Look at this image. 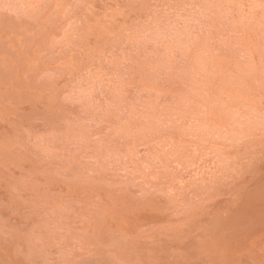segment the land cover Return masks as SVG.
<instances>
[{
	"label": "bare ground",
	"instance_id": "1",
	"mask_svg": "<svg viewBox=\"0 0 264 264\" xmlns=\"http://www.w3.org/2000/svg\"><path fill=\"white\" fill-rule=\"evenodd\" d=\"M69 2L76 25L47 38L60 39L52 50L62 40L77 45L69 51L70 62L79 58L76 87L69 80L51 91V78L38 75L41 85L10 88L25 110L0 102V155L13 154L10 164L0 160V204L8 199L19 216L0 215V264H264V0H157L158 13L141 25L149 0ZM39 3L0 0V16L25 21ZM211 37L218 44L194 50ZM121 46L108 74L81 76L94 48L103 58ZM32 103L37 120L63 104L75 120L58 137L42 132L50 126L20 117ZM13 123L28 131L11 148ZM71 164L76 181L61 173Z\"/></svg>",
	"mask_w": 264,
	"mask_h": 264
},
{
	"label": "rangeland",
	"instance_id": "2",
	"mask_svg": "<svg viewBox=\"0 0 264 264\" xmlns=\"http://www.w3.org/2000/svg\"><path fill=\"white\" fill-rule=\"evenodd\" d=\"M63 2H61V3H59V4H53V5H51L50 4V7L49 8H44L43 7V5L45 4H43V2L40 0V3H39V5H36V9L33 7V9L31 8V10L33 11V13H32V15H30L29 16V18H26L25 19V21H19V22H16V21H13V20H10L9 18H7V17H5V16H0V20H2L1 19V17L2 18H4V20H2V21H0V32H2L1 34L2 35H0L1 37H0V50L2 51V53H1V51H0V102H1V100H8V102H9V104H11V106H13L14 108V110H16V107L15 106H17L19 109L21 108L22 110H25L26 109V107L27 106H29V103H28V105H27V103H22L21 104V102H19V100L17 101V96H16V93L17 92H15V90L14 91H12L10 88H11V86H12V89H13V83H15V82H18V83H20V84H22V87H23V89L26 87V86H28V84H30L31 83V85H33L34 83L36 84H34L35 85V87L36 86H38V85H41L42 83L39 81L40 79L38 78V75H39V77L40 78H42V77H49V78H51V82L49 83V85H50V87H51V91H55V89H54V86H53V84L55 83L56 84V88L58 87V86H62L64 83H65V81H69V80H71V82H70V84L71 83H73V86H75L76 85V81L78 82L80 79H79V75H77V74H74L73 72H75L77 69L76 68H78L79 69V63H78V61H79V58L78 59H75V61H73V63L72 62H70L69 60H70V57H69V55L71 54V53H73L75 50H77L78 51V48H77V43H76V39H73L74 40V44L76 45V47L75 46H72V44L71 45H69V43L68 42H64L63 40H62V45H56V50H52L51 48H52V46L53 45H55V44H57V43H61L60 42V39L58 38V39H56V37H54L52 40L51 39H49V38H47V37H49V36H51V35H53L54 33H57L59 30L61 31L62 30V26L65 24V25H67L66 24V22H68V24H69V27H71V26H74V25H76V23H77V21H75L73 18H76V17H78L79 18V15L77 14V15H74L72 12H71V9H70V7H72V4L73 3H70L69 2V0H62ZM66 1V2H65ZM157 0H149V2H148V4L147 5H145L147 8L146 9H143V12H145L146 13V19H144V20H142L141 22H140V25L141 24H145V22L146 21H149V19L153 16L154 17V14H156V13H158V8H157V2H156ZM224 2H226L227 3V0H223ZM67 2H69V3H67ZM154 4H155V7H154ZM55 5V6H54ZM43 7V11L40 9V8H42ZM154 7V8H153ZM53 8V9H52ZM54 8H56V10H59V11H55L54 10ZM40 9V10H39ZM158 10V11H157ZM35 11V12H34ZM37 12V13H36ZM6 13V12H5ZM39 13V14H38ZM78 13V12H77ZM46 14V15H45ZM5 15V14H4ZM76 16V17H75ZM39 17V18H38ZM42 17V18H41ZM46 17V18H45ZM81 17V16H80ZM29 20V21H28ZM59 20V21H58ZM4 21V22H3ZM6 21V22H5ZM8 21V22H7ZM36 21H37V23H36ZM2 22H3V24H2ZM25 22V23H24ZM43 24H42V23ZM60 22V23H59ZM4 23L7 25V28H9V29H7L6 30V28H4V27H6V25H4ZM9 24V26L10 27H12V28H10L9 26H8V24ZM15 23V24H14ZM36 23V24H35ZM39 23L41 24V25H39ZM17 24H19V25H17ZM54 24V25H53ZM4 25V26H3ZM26 25V26H25ZM3 26V27H2ZM15 26V27H14ZM18 27V28H17ZM24 28L25 30V33L24 34H17V31L19 30V32H21L22 30H21V28ZM40 27V28H39ZM46 27H47V29H46ZM48 27H50V29H48ZM2 28V29H1ZM18 29V30H17ZM4 30H6V31H4ZM30 30V31H29ZM34 32H33V31ZM37 30V31H36ZM68 31L67 32H71V30L72 31H75V29L74 28H71V29H67ZM9 31V32H8ZM33 33H32V32ZM39 31H44V33L43 34H40V33H38ZM4 32V33H3ZM7 32V33H6ZM31 32V33H30ZM49 32H51V34L49 33ZM54 32V33H53ZM8 33H9V35L11 36H9L8 35ZM12 33V34H11ZM37 34V36H36V34ZM49 33V34H48ZM27 34H29V35H27ZM30 34L32 35V36H30ZM35 34V35H34ZM6 35V36H5ZM26 35V36H25ZM41 37H40V36ZM49 35V36H48ZM242 35V34H241ZM10 37V40L8 41V39H9V37ZM27 36H29V37H27ZM5 37H7V41H6V39H4ZM35 37V38H34ZM206 37H208V36H206ZM18 39V40H15V39ZM29 38L31 39V40H29ZM45 38H47V41H48V39H49V44H45L44 43V41H46V39ZM242 38H243V36H242ZM24 39V40H23ZM218 39H219V37H214V38H212L211 37V39L208 41L207 40V43H206V45H205V43H204V45H197V46H195L194 47V50H196V51H198L199 53H202L204 50H207L206 48H208V45H210L209 44V42L211 43H213V44H218ZM13 40H14V42H13ZM23 40V41H22ZM29 40V41H28ZM38 40V41H37ZM57 40V41H56ZM31 41V42H30ZM55 41V42H54ZM10 42V44H8ZM16 42H18L17 44H16ZM29 42V43H28ZM63 42L64 43H66V44H64L65 45V47H64V45H63ZM243 42L246 44L247 43V41L246 40H243ZM11 43H13V44H11ZM16 45H15V44ZM39 43V44H38ZM9 45L10 47V49H8V47H6L5 45ZM22 44H23V46H22ZM25 44V45H24ZM12 45V46H11ZM18 45V46H17ZM29 48H28V47ZM60 46V47H59ZM34 47V48H33ZM41 50V49H43V50H39L38 48ZM41 47H43V48H41ZM45 47V48H44ZM49 47V48H48ZM62 47H64V48H62ZM68 47V48H67ZM74 47V49H72ZM246 47V46H245ZM13 48V49H12ZM22 48H24L23 49V51H21L22 50ZM26 48H28L27 50H26ZM59 48V52L57 51V49ZM76 48V49H75ZM15 49V50H14ZM21 49V50H20ZM34 49V50H33ZM36 49H38L39 51H40V53H39V51H37ZM65 51H64V50ZM4 50V51H3ZM7 50H9V52L7 51ZM30 50V51H29ZM32 50V51H31ZM63 50V51H62ZM13 53H15V54H13V56H12V59L11 58H7L8 56L9 57H11V53L12 52ZM26 51H29V54L28 53H26ZM34 51V52H33ZM36 51V52H35ZM48 51H50V52H48ZM61 51V52H60ZM71 53H70V52ZM122 51H125V48H123L122 46L121 47H119V48H117V49H114L113 50V52H112V55L111 56H105V57H103L102 58V56L101 57H98L99 56V50L98 49H96V48H94L93 49V54H92V58H91V60H90V63H88L87 61H84L83 63H88V71L86 70V68L85 67H83V71L82 72H79L80 74H81V76L84 74V73H90V72H96V71H100V72H103L102 74H104V75H106V74H108L110 71H111V65L112 64H114V63H112V60H111V57L113 56V55H119ZM48 54V56H47V54ZM58 52V53H57ZM89 52V51H88ZM5 53V54H4ZM17 53V54H16ZM24 53V55H22ZM32 53V54H31ZM54 53V56H51L52 54ZM2 54V55H1ZM4 54V55H3ZM31 54V55H30ZM35 54L37 55V56H35ZM40 54V55H39ZM55 54H56V56H55ZM16 55H18L17 56V58H15V56ZM60 55V56H59ZM68 55V56H67ZM24 56H26V57H24ZM22 57V58H21ZM50 57H52V58H50ZM5 58V59H4ZM6 58L8 59L7 61H6ZM25 58V59H24ZM68 58V59H67ZM2 59V60H1ZM14 59H16V60H14ZM17 59L20 61V63H21V67H23V68H21V67H19L18 66V64L16 65V61H17ZM28 59V60H27ZM33 59V60H32ZM66 59V60H65ZM23 60V61H22ZM65 60V61H64ZM77 60V61H76ZM1 61H2V63H1ZM9 61H10V63H9ZM14 63H13V62ZM54 61V62H53ZM61 61V62H60ZM53 62V63H52ZM66 64H68L67 66H65V63ZM188 63H189V65H190V61H187ZM9 63V64H8ZM26 63H28V65L26 64ZM49 63V64H48ZM69 63H71V64H69ZM99 63H101L100 64V66H99ZM4 64H6L5 66H3ZM9 65V66H8ZM12 65V66H11ZM23 65V66H22ZM30 65V66H29ZM51 65V66H50ZM76 65V66H75ZM82 65V64H81ZM85 65V64H84ZM33 66V67H32ZM72 66V67H71ZM225 66V65H224ZM11 67V68H10ZM26 67V68H25ZM57 67V68H56ZM71 67V68H70ZM6 68V69H5ZM15 68H16V70L18 69V71H16L15 70ZM30 68V69H29ZM68 68V69H67ZM192 68V67H191ZM13 69V70H12ZM24 69H27V72H29V73H27L26 72V70H24ZM43 71H42V70ZM71 69H73V70H71ZM76 69V70H75ZM13 72H12V71ZM14 70H15V72H14ZM67 70V71H66ZM72 72H71V71ZM7 71L9 72V75L10 76H8V73H7ZM23 71H25V72H23ZM68 71H70L71 73V76H69L68 77V75L67 74H69V72ZM32 72H34V74L32 73ZM50 72V73H49ZM56 72V73H55ZM66 72V73H65ZM25 73H27V74H25ZM78 73V74H79ZM21 74V75H20ZM23 74V75H22ZM36 74H37V76H36ZM44 74V75H43ZM46 74H47V76H46ZM49 74H51V75H49ZM4 75V76H3ZM16 75V76H15ZM25 75V76H24ZM35 75V76H34ZM59 75V76H58ZM29 76V77H28ZM56 76V77H55ZM8 77V78H7ZM38 78V80H36L37 78ZM68 77V78H67ZM84 77V76H83ZM14 80H13V79ZM27 78V79H26ZM55 78V79H54ZM9 79H10V81H9ZM12 79V80H11ZM32 79V80H31ZM2 80H4V81H2ZM5 80H7V81H5ZM16 80V81H15ZM22 80V81H21ZM31 80V81H30ZM64 80V81H63ZM15 81V82H14ZM33 81H34V83H33ZM55 81V82H54ZM59 81V82H58ZM5 82V83H4ZM9 82V83H8ZM4 84V85H3ZM7 86H6V85ZM11 84V85H10ZM3 85V86H2ZM5 86V87H4ZM10 86V87H9ZM49 86H47L45 89H47ZM76 87V86H75ZM74 87V88H75ZM144 87V86H143ZM147 86H145V88H141L140 89V94L142 93V94H146L147 92H148V90H149V88L147 87ZM58 88H60V87H58ZM74 88H71V90H68L67 91V93L68 92H72L73 91V89ZM10 89V91H9V93H8V90ZM1 90H3L4 91V93L2 94L1 92ZM6 90V91H5ZM41 90H42V88H41ZM41 90H39L40 92H43V91H41ZM10 94H12V95H10ZM44 94V93H43ZM166 94V93H165ZM164 93L162 94V95H165ZM5 96V98H3L4 96ZM9 95V96H8ZM45 95V94H44ZM10 99H9V98ZM160 98V97H159ZM15 99V100H14ZM50 99V100H49ZM49 99H47V100H49V101H47V100H45V102L47 101V102H49V106H54V105H57V101H55L54 99H52V98H49ZM12 101V102H11ZM17 103V104H16ZM20 103V105L21 106H18V104ZM15 105V106H14ZM24 105H26L25 106V109H24ZM32 106H33V109H32V111H31V116H28V114H26L25 113V115L24 114H22V115H20V117H21V119L22 120H28V121H30V123L31 124H33L35 127L37 126V124L39 123V124H44V125H48V126H50V127H48L49 129H46V128H43V130H41L42 132H47V133H54L57 137H58V134L59 133H62L61 131L63 130V129H65L66 130V127H67V125L72 121V120H75V114H73V112L72 111H69V110H67L66 109V106H65V104H63L62 106H61V108L58 110L57 108H54L53 109V112L51 113V116H53L52 118H50V119H48L46 122L45 121H41V120H37L36 119V116H37V112H36V110H35V108H36V105L34 104V103H32ZM48 106V107H49ZM47 107V106H46ZM33 112V113H32ZM24 113V112H23ZM32 115H34L33 117H32ZM11 116L12 117H15V113H11ZM57 116V117H56ZM23 117V118H22ZM27 117V118H26ZM33 118V119H32ZM99 118H100V116H99ZM103 119H104V121H106L105 119V117H102ZM102 118H100L101 120H102ZM32 119V120H31ZM56 120V121H55ZM10 121H12V119L10 120ZM17 121V120H16ZM15 121V122H16ZM54 121V123L53 124H51L52 122ZM17 124H15V123H13V126H12V128H7V129H9V133L7 134L8 136H9V142H8V145H9V147H11V148H14V146H21L22 144H21V142H22V140H23V142H26L27 141V138L24 136L25 134H26V132L28 131V130H26L25 131V134L24 133H22L21 132V128H19L18 126H16ZM115 126H119V125H115ZM41 128H42V126H41ZM40 128V129H41ZM104 128V127H103ZM11 129V130H10ZM14 129H15V131H14ZM20 129V130H19ZM39 129V128H38ZM105 129H108V127L107 128H105ZM13 130V131H12ZM142 132V131H141ZM13 133V134H12ZM100 132H98V134H99ZM3 138H5V139H8V137H3ZM59 140V139H58ZM58 140L56 139V140H54V141H52V142H50L49 144H51L52 146H54V145H56V143H58ZM24 144V143H23ZM54 144V145H53ZM107 144V142H105L104 141V146ZM90 145V143L88 144V146ZM95 146H97V143H96V145H94L93 147L95 148ZM176 148H177V146H175ZM97 148H100V145H98L97 146ZM103 148V147H102ZM20 149H21V147H20ZM91 149V148H90ZM50 151H54V150H51V149H49ZM54 153H56V154H58V152H57V150H56V152H54ZM13 155V154H12ZM11 154L10 155H0V160L1 161H4L5 159H6V156H7V160H5L6 161V163H8V164H10L9 162H7V161H9L10 160V157L12 156ZM2 157V158H1ZM13 157V156H12ZM88 157V156H87ZM3 158H5V159H3ZM9 158V159H8ZM89 158H93V157H89ZM12 160L10 161L11 163H16V162H20V164H23L21 161H20V159H18V157H14V159L13 158H11ZM17 159V160H16ZM93 159H95V158H93ZM4 161V162H5ZM72 166H73V164H71V167H70V165L69 166H63L65 169H66V171L65 172H61L62 174H70L71 175V180H74V181H76L77 180V174L76 173H74V171H71V169H72ZM163 167H167L166 166V164L163 166ZM155 170H157V168H155V169H153V171L155 172V176H158L159 177V175H160V173H159V170H158V173H157V171H155ZM55 172L57 173V172H59V171H57L56 170V168H54L53 170H52V174H55ZM98 178L99 177H103V173H96L95 174ZM11 176H13V174H11ZM55 176V175H54ZM184 176V175H183ZM262 175L260 174L258 177H257V179H259L260 177H261ZM139 177H140V175H138V179H139ZM58 178V177H57ZM110 178V177H109ZM166 178V177H165ZM59 179V178H58ZM135 179H137V177H135ZM48 180H50L51 181V183L54 185V183H57L56 182V179H54V178H49ZM117 182V181H116ZM119 183V182H118ZM65 185H67L66 183H64ZM64 184H63V186H64ZM6 186H7V183H6ZM45 187H43V186H41V188L43 189V190H46V189H50L49 188V184H45L44 185ZM45 188V189H44ZM26 190V189H25ZM105 191H111V189H110V187H107V188H105L104 189ZM101 191L103 192V189H101ZM26 192L30 195V197H31V194H30V192L28 191V190H26ZM6 195H9V194H6ZM10 196V195H9ZM83 196V194L82 195H80V197H82ZM10 198L11 199H13L11 196H10ZM15 198V197H14ZM10 199V200H11ZM19 201H22V200H20L19 198H17ZM6 201V204H4V205H2V204H0V215L2 214V213H6L5 214V217H11V216H18V215H16V213L15 214H13V213H10L11 212V210L13 209V208H11V206H13V205H11V203H10V201L8 200V199H6L5 200ZM24 209V207L22 208V210ZM21 210V209H20ZM19 217V216H18ZM3 242V244L4 245H6V242H4V241H0V243H2Z\"/></svg>",
	"mask_w": 264,
	"mask_h": 264
}]
</instances>
